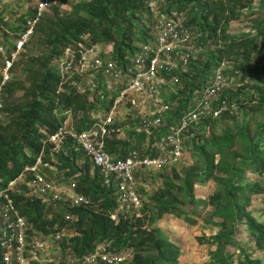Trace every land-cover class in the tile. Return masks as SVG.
<instances>
[{
  "label": "trees",
  "instance_id": "trees-1",
  "mask_svg": "<svg viewBox=\"0 0 264 264\" xmlns=\"http://www.w3.org/2000/svg\"><path fill=\"white\" fill-rule=\"evenodd\" d=\"M148 1L54 0L48 6L15 62L11 80L3 89L0 188L17 178L25 165L34 163L42 150L50 152L53 145L49 137L58 130L62 111L70 112L78 131L88 129L106 117L114 96L100 101L83 79L75 84V77L63 76L53 63L67 47L78 49L80 45H104L110 58L127 66L137 52V43L153 38ZM253 1L166 0L167 10L182 14L187 26L197 34L196 53L180 74V88L174 90L167 100L158 101L171 105L165 116L170 128L200 96L212 76L209 72L212 69L213 72L223 60L226 65L228 62L235 64L241 79L251 82L249 87L253 93H243L242 90L248 88L243 85L237 92H230L228 97L224 88L221 99L231 103L234 99L239 110L234 112L230 108L219 117H204L189 132L199 131L203 125L214 132L222 123L236 121L244 110H249L248 123L252 125L253 113L264 108V19L254 26V34L229 33L231 25L246 15L245 9ZM36 2L21 8L0 6V37L5 42L24 27ZM212 45L214 49L205 50ZM203 52L207 53L205 59L195 57ZM162 93L163 90L160 95ZM117 124L116 121L114 126ZM236 143L244 144V148L239 147L243 150L240 156L235 151L238 148ZM125 144L117 134L105 139L109 154L117 158L126 156L131 150L122 152ZM263 145L264 125L252 137L242 129H238L236 135L225 130L223 138L208 140L201 145L202 163L161 174V186L147 199L140 195L142 207L135 210L120 204L114 185L105 182L92 160L68 139L57 156V163L71 175L66 183L74 181L76 191L88 196L90 204L71 209L75 218L66 222L60 216L53 217L37 198L14 193L12 196L16 207L28 220L29 233L49 234L70 224L75 234L68 239L64 237V249L84 255L105 240L117 248L132 247L133 258L120 264H181V243L166 235L159 223L167 212L177 211L183 216L199 219L203 209L211 208L208 222L219 228L213 235L216 249L211 253V260L187 264H264V259L256 257L258 250L264 251V220L260 221L252 211L254 199L264 194V184L246 177V174H257L264 179ZM152 150L155 154L154 142ZM80 153L88 159L82 165L78 164ZM44 158L50 160L47 154ZM208 182L215 183L214 192L201 195ZM242 230L252 241L250 250L237 238ZM229 248L237 250L235 257L228 254ZM0 264H3L1 249Z\"/></svg>",
  "mask_w": 264,
  "mask_h": 264
},
{
  "label": "built area",
  "instance_id": "built-area-1",
  "mask_svg": "<svg viewBox=\"0 0 264 264\" xmlns=\"http://www.w3.org/2000/svg\"><path fill=\"white\" fill-rule=\"evenodd\" d=\"M36 1L33 14L26 18L24 27L8 42L0 37V121L3 117V89L11 80L14 64L54 0ZM17 2L0 0V6ZM165 5L166 0L148 1L147 7L153 19V38L137 43V52L127 66L118 64L108 54L103 55L99 45H80L78 49L67 47L56 60V66L63 76L75 77V84L83 79L100 101L113 96L114 101L105 118L80 131L73 125L70 112L62 111L60 126L49 137L53 145L50 152L42 150L34 163L25 165L17 178L0 188V249L3 264H120L131 260L134 255L132 247L117 248L109 240L99 243L88 254L78 255L62 247L63 230L49 234L29 233L28 220L16 207L12 194L37 198L53 217L62 216L66 222L73 221L75 216L70 210L90 204L89 197L76 191L74 181L61 188L45 174V169L56 168L55 158L61 154L66 140L70 139L98 167L103 180L114 185L120 204L139 210L142 201L136 174L174 163L182 154L185 133L202 122L204 117L216 118L231 108L227 100L221 99V92L226 86V62L223 60L214 69L200 96L181 114L171 129L159 136L155 143V154L142 156L135 149L119 158L109 154L105 139L117 131L114 125L119 118L121 105L127 104L133 109L131 117L139 122L142 129L151 131L160 128L171 110L168 102H158L161 100L160 91L180 83V74L196 53L194 42L197 34L190 30L182 14L168 11ZM144 107L151 111L144 113ZM45 154L50 160H45ZM55 250L62 253L57 261L51 257Z\"/></svg>",
  "mask_w": 264,
  "mask_h": 264
},
{
  "label": "rangeland",
  "instance_id": "rangeland-1",
  "mask_svg": "<svg viewBox=\"0 0 264 264\" xmlns=\"http://www.w3.org/2000/svg\"><path fill=\"white\" fill-rule=\"evenodd\" d=\"M20 3H22V5ZM29 3L34 4L35 0H21L18 4H12L11 7H26L27 5L29 6ZM245 12L246 15L244 17L231 25V28L229 30V33L231 35H239L245 33L254 34L256 32L254 26L264 19V0H254L245 9ZM100 48L103 49L105 54L108 53V49L106 48V46L100 45ZM206 49H214V45L207 46L205 50ZM198 54L199 53H197L195 57L205 59L207 56V53L204 52L202 54ZM218 62L219 61L216 62V65H218ZM53 64L56 66V61ZM226 67V90L224 89L225 95L227 94L229 97L230 92H237L238 88L243 87V85H247L248 88L242 90V92L251 95V93H253V89L249 87L251 85V82L249 80L241 79L240 74L236 70L235 64L228 62ZM255 67L257 68L258 66ZM212 70L209 72L210 75L213 74ZM262 70L264 71V66ZM178 86L179 84L164 88L163 93L160 95V99L167 100L174 92V90L180 88V86ZM233 101V103L229 101L228 102L232 108V111L236 112L239 109L236 107L237 104L234 99ZM175 106L176 105H174V107ZM132 110L133 109L127 104L121 105V109L118 114L119 118L117 120L118 124L116 126L117 131L115 134H117V137H121L126 142V144L122 148V152L126 149H135L138 150L140 154L145 155L147 154V148L151 147V145L149 146L148 142L149 135L153 139V141L154 139L156 141L160 135L168 131L167 128H171L168 126V118H165L163 121V126L161 128H155L151 131H146L141 128L137 120L131 117ZM143 111L145 113V111H148V109L146 110V107H144ZM149 111L151 110L149 109ZM148 115L150 114L148 113ZM249 115V110H244L243 114L240 115L241 117L239 116L236 121L228 120L229 122L222 123L214 132L208 131L207 125H203L199 131H191L189 133H185L183 135L182 154L174 163L157 169L143 170L138 173L137 188L140 195H142L145 199L152 195L153 192L161 186V174L171 173L173 169L182 170L190 167L191 165L202 163L204 161V153L200 148L201 145L208 140L217 141L223 138L225 130L228 129L230 133L236 135L238 129H242L248 133L249 137H252L256 132L259 131L260 127L264 125V108L260 110L256 109V111L253 113V117L255 120L252 125L248 123ZM148 132H152V134ZM237 139L239 140V143H243L240 138ZM244 144L243 146L237 144L238 148L235 150L237 156H240V154L243 153L242 148H244ZM241 146L242 148H239ZM261 148L264 149V145ZM86 157L87 156H85L84 153H80L78 164L82 165L85 161H88ZM56 159L57 158H55V161L57 163ZM56 165V168L45 169V174L49 179L55 181L61 188L66 187V182L71 175H69V171H67L66 169L59 168L58 163ZM246 177L250 181H258L264 184V179L259 177L257 174H246ZM215 188L216 185L214 182H208L205 184L204 188H202L201 195H210L214 192ZM252 211L260 221L264 220V194L257 196L254 199ZM202 212L203 213L200 214L199 219L183 216L177 211L167 212L164 219L159 223L160 228L166 235L172 238H180L183 250L181 255V264L209 261L211 260L212 251L216 249V243L213 240V235L218 232L219 228L213 223L208 222L211 217V208L203 209ZM63 233L65 239H68L75 234V229L70 227V224H65V226L63 227ZM237 238L243 245H248L246 249L248 248V250H250L253 248L252 241L249 239L248 235L243 232V230ZM236 253L237 250L235 248H229V255L235 257ZM61 256L62 253L59 250H55L53 251V254H51V257L54 258L55 261H57ZM256 257L264 259V251L258 250L256 253Z\"/></svg>",
  "mask_w": 264,
  "mask_h": 264
},
{
  "label": "crops",
  "instance_id": "crops-1",
  "mask_svg": "<svg viewBox=\"0 0 264 264\" xmlns=\"http://www.w3.org/2000/svg\"><path fill=\"white\" fill-rule=\"evenodd\" d=\"M148 133H151V134H152V132H148ZM148 142H149V146L151 145V147H148V148H147V150H146L147 154H145V155H152V154H153V150H152V142L156 143V141H155V139H154V141H153V139H152V138L150 137V135H149ZM137 182H138V181H137ZM177 238H178V237H177ZM177 238H173V239L181 243L180 238H178V239H177ZM182 251H183V250H182ZM181 253H182V252H181Z\"/></svg>",
  "mask_w": 264,
  "mask_h": 264
}]
</instances>
